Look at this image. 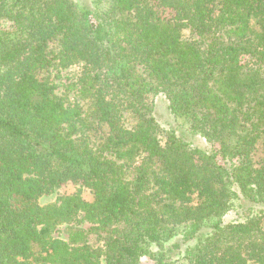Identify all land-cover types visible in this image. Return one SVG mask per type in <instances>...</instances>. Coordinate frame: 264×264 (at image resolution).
Returning a JSON list of instances; mask_svg holds the SVG:
<instances>
[{"label":"trees","instance_id":"16d2710c","mask_svg":"<svg viewBox=\"0 0 264 264\" xmlns=\"http://www.w3.org/2000/svg\"><path fill=\"white\" fill-rule=\"evenodd\" d=\"M260 203L264 0H0V264H264Z\"/></svg>","mask_w":264,"mask_h":264},{"label":"rangeland","instance_id":"374dc122","mask_svg":"<svg viewBox=\"0 0 264 264\" xmlns=\"http://www.w3.org/2000/svg\"><path fill=\"white\" fill-rule=\"evenodd\" d=\"M75 1L81 4L92 5V0H75ZM188 33L189 31H187L186 34ZM79 71H80L79 65L72 66L62 71L61 78L56 79V83H57L56 92L59 95L68 96L69 100L71 101L79 100L77 88L74 86L76 75L77 72ZM150 100L153 102L155 106V117L163 128L170 129V128H177L179 126V123H177V121L175 120V118L168 109V101L164 95L162 94L152 95L150 97ZM127 125L129 126V123H127ZM186 140H188L195 146H199V147L210 146L209 142L200 134L189 132L188 134H186ZM78 187H79L78 185L72 182H68L64 184L62 187L56 189L54 193L42 196L40 198V204L46 205L49 203H54L60 196L74 193ZM82 190H83L82 192L83 197L86 200L92 201L94 199V195L91 189L84 187ZM244 202L247 203L246 201ZM244 206L246 209H250V208L252 209L250 204H245ZM245 208L232 209L225 215L224 220L226 222L238 220L239 218H241V215H243L244 212L243 210H245ZM260 209H264V203L256 204L253 207V211H259ZM236 210H238V212ZM79 226L86 230L90 226V223L85 220L82 221ZM68 228H69L68 224H62L58 226L54 233V236L60 237L64 240H69ZM90 238L92 239L93 237L90 236ZM141 264H154V261L150 257L144 256L141 259Z\"/></svg>","mask_w":264,"mask_h":264}]
</instances>
